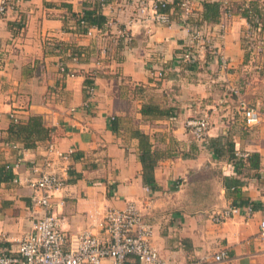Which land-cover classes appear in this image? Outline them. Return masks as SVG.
<instances>
[{
  "label": "crops",
  "instance_id": "obj_1",
  "mask_svg": "<svg viewBox=\"0 0 264 264\" xmlns=\"http://www.w3.org/2000/svg\"><path fill=\"white\" fill-rule=\"evenodd\" d=\"M165 1L175 18L177 0ZM204 1L264 4L196 0L199 13ZM94 10L98 18L81 28ZM220 23L205 26L215 52L188 63L182 22L139 20L131 0H15L0 15L1 247L15 250L45 214L29 183L32 166L50 156L65 183L51 213L68 242L85 231L101 235L109 210L135 202L166 264H264V66L246 47L244 17L233 16L222 39ZM257 36L264 40V32ZM240 100L260 111V124L246 125ZM205 116L207 143L186 128L190 117ZM50 145L73 155L62 161ZM249 202L253 216L213 221L224 208ZM222 251L227 256L217 261ZM127 264L140 263L130 257Z\"/></svg>",
  "mask_w": 264,
  "mask_h": 264
},
{
  "label": "built area",
  "instance_id": "obj_2",
  "mask_svg": "<svg viewBox=\"0 0 264 264\" xmlns=\"http://www.w3.org/2000/svg\"><path fill=\"white\" fill-rule=\"evenodd\" d=\"M106 0H100L104 5ZM135 5V16L139 20L150 19L153 23L163 26H171L174 23L170 14L163 12L168 3L165 0H131ZM15 0H0V15H4L8 9L12 8ZM228 2H225L226 6ZM179 21L189 31V44L183 54V59L188 63H196L200 54L214 47L210 39L205 35V26L192 24L191 20L198 15L196 0H180ZM249 9L245 4L243 9ZM251 18L257 25L253 28L250 25L246 36V47L259 62V67L264 66V40L258 38L259 33L264 32V22L253 13ZM233 17L230 8L225 7V13L220 23L218 38H224L228 29L230 19ZM80 26L86 28L87 23L80 21ZM91 30L87 35H91ZM127 40L128 38L125 37ZM106 50H102L105 54ZM222 67L228 68L230 60L224 55L221 57ZM102 64L101 60L97 65ZM61 71L65 72L66 67L61 63ZM258 67V68H259ZM73 76L72 73H68ZM162 76V73H160ZM239 94L238 91H233ZM89 96H94L96 88L94 85L87 87ZM242 100H240L241 102ZM241 107L244 112L245 123L252 127L262 122V114L254 107L246 105L243 101ZM87 106V104L85 105ZM10 118L15 124H19L20 119L14 114ZM186 128L191 135L203 143H207L208 132L210 130V120L205 117H190L186 121ZM49 153L55 154L60 160L67 161L74 150L67 152L57 150L53 145L49 147ZM237 157L246 158L247 153H237ZM34 179L29 185L34 190L33 202L44 209L45 214L34 223L33 231L20 241L15 250H8L0 246V264H101L105 259H111L112 264H127L130 257H134L140 264H166L156 248L152 245L154 226L146 220L141 209L135 202H129L124 209L109 210L101 222L102 234L95 235L85 231L71 242L67 240L65 234L59 229L56 216L51 213L53 208V198L56 193L64 188L62 177L53 169V163L48 156L43 164L32 166ZM255 206L252 202L242 205H231L214 214L215 223L225 221L238 216H253ZM260 234L264 237V219L260 222ZM227 256L225 251L215 256L217 261H222Z\"/></svg>",
  "mask_w": 264,
  "mask_h": 264
},
{
  "label": "trees",
  "instance_id": "obj_3",
  "mask_svg": "<svg viewBox=\"0 0 264 264\" xmlns=\"http://www.w3.org/2000/svg\"><path fill=\"white\" fill-rule=\"evenodd\" d=\"M179 3H180V0H177L174 4L175 5L174 10L176 12L175 18L170 14L168 6L167 8L163 9V12L170 14L172 18L179 20V13H180ZM245 4L249 5V9H246V8L243 9ZM225 7L231 9L233 16L239 15V16L244 17L248 21V23L255 29L257 28V25L253 22L250 13L256 14L260 18V20L264 22V4L260 1H250V2H243V3H228ZM225 7H222V4L219 2L204 1L202 12L199 13L198 11L197 13L198 15L196 16V18L192 19L191 22L192 24L200 25V26L220 23L225 13ZM98 15L99 14L97 10L86 11L83 20L85 22L91 23L95 19L98 18ZM99 18L101 19L102 17H99ZM57 47L61 48L62 44H57ZM82 53H83V50H80L77 47L72 48L73 56L80 57ZM252 157L258 161L260 159V156L258 154H253ZM230 158L233 159V163L236 169H239L243 166V161L236 160L233 153H231ZM256 166L257 167L259 166V162L256 163Z\"/></svg>",
  "mask_w": 264,
  "mask_h": 264
},
{
  "label": "rangeland",
  "instance_id": "obj_4",
  "mask_svg": "<svg viewBox=\"0 0 264 264\" xmlns=\"http://www.w3.org/2000/svg\"><path fill=\"white\" fill-rule=\"evenodd\" d=\"M264 54V53H263ZM246 105H249L245 100H242ZM241 101V102H242ZM241 102H239V104H241ZM241 106V105H240ZM249 106H251V105H249ZM211 126V125H210ZM196 139V138H195Z\"/></svg>",
  "mask_w": 264,
  "mask_h": 264
}]
</instances>
